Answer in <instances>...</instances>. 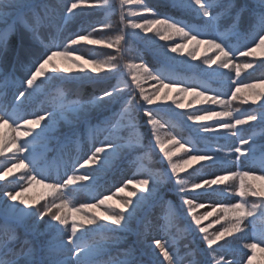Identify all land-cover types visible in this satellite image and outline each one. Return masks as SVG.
I'll use <instances>...</instances> for the list:
<instances>
[{
	"label": "rangeland",
	"instance_id": "rangeland-1",
	"mask_svg": "<svg viewBox=\"0 0 264 264\" xmlns=\"http://www.w3.org/2000/svg\"><path fill=\"white\" fill-rule=\"evenodd\" d=\"M110 0H107V4ZM112 1V0H111ZM7 2V0H5ZM92 2V1H91ZM90 2V3H91ZM103 2V0H101ZM117 7V13L118 17H115L112 21L106 23V25H109L108 28L104 29L102 32L105 43L100 44L101 47L98 48L96 54H94L92 59L95 60H105L110 56H117V52L115 49H109L107 48L106 44L110 39H114L117 35L120 34L121 29H124L125 32V39L128 38V36H136L134 38L135 41L140 42L144 41L147 43L154 51H158L162 55L166 56L168 59L177 62L181 65L190 66L192 64L198 65V67L201 70H208L212 68V70L215 71V73L218 74H229L230 72H235L234 67H230L228 69H224L220 66L219 62L216 64H206L205 60H215L218 56H220L219 53L215 52L213 49H210L207 44L201 43L198 47L195 46L194 43H189L190 39H184L180 36L173 35L172 40L167 42L169 44H184L186 45V48H184L180 53H169L168 55H165V49L162 47L166 42L163 40H160L159 37L155 36L154 32L151 33H143L141 30H133L130 27L125 28V24L128 23V21H136L138 23H142L143 21L138 18V16H133L132 13L136 12L139 13V9L135 6V3H129L128 0H114ZM107 4L104 6L106 7ZM102 7V8H104ZM100 9V8H96ZM94 9V10H96ZM89 11V10H87ZM0 13L1 8H0ZM122 15H123V21H122ZM139 33V34H137ZM133 34V35H132ZM145 36H151L153 37V41L151 43H148L145 41ZM140 40V41H138ZM84 43L88 44L87 41H83ZM124 48H130L135 49V46L133 44L130 47H125V44H123ZM193 47L196 48L194 57H190L187 55V52L190 51ZM89 48H81L83 52L78 54H74V56L77 57H83L84 60H90V58L86 57L85 51ZM136 50V49H135ZM264 49L256 48L255 54L258 56H262L264 54ZM139 57L138 53L133 52L131 53V56L124 55L123 58L117 59V65L118 70L114 73L122 72L126 76V79L122 81L118 86L115 88L123 89V92L120 94L122 96L124 94V99L126 101H129V98L125 96L127 92L130 91V94L136 96L137 102L144 104V106H158L161 108H164L166 110H169L171 112H174L176 114L177 118H180L184 120L188 124H194L196 122H192L188 120V116L192 114L201 115L203 114L204 110L207 111H220L219 109H216L215 107H210L211 104L207 102H202L197 104L196 100H202V97H194V93H184V94H177L176 89H169V96L170 99L167 100H160L156 101L154 105H146L143 102L142 97L139 94V89L135 88L134 85L131 83V78L134 70H131L127 67L129 63H140L141 59L136 58ZM175 57V58H172ZM250 59H253V57L246 58L244 61H238L235 64L241 65V73L240 75L245 73V70H250L253 68H244L243 65L246 63H251ZM54 63H56L61 70L66 66H72L71 62L66 60L63 56H56L54 57ZM83 63V60L81 61ZM204 63V64H203ZM252 64V63H251ZM90 73V69H86ZM101 72L99 74L91 73L88 76L83 75V73L80 72L78 68H73L72 73H64L59 76H49V78L45 81L47 84L50 81H56L59 79H67V80H78V78H81L82 80H85L86 78H93L92 80H96V82H103V80H110L111 77L106 75L105 72ZM113 73V74H114ZM236 73V72H235ZM80 80V79H79ZM40 84V87L37 89L36 93L33 94L31 97H29L23 104H19L14 107L13 109H9L7 105L0 104V107L7 108L8 111L16 112L18 116L21 117L17 123H13L12 121H9L7 124L3 122V120H0V146H5V152L4 155L0 156V175H3L5 177L4 180H0V212H4V217L18 220L20 223L26 225L25 220L27 219L29 222H37L35 220L36 217H19L12 213V211L8 210L6 208V203H13L9 200H6V198L3 196V193L5 191H20V187L18 185H22L23 187L27 188L28 190L24 193L25 197L30 200H36L39 201L38 204L35 205V207H38V205H44V204H50V202H46L43 199L50 198L52 193L55 191L51 188L45 187V185H51V184H64V182L67 180L68 176L73 175L74 168L78 169V171L75 172L76 175L81 174H87L88 171L91 170L89 166H85V168H79V165L83 163L85 159L89 155H91V152L94 151L95 147L101 146V141H103L105 138H110L114 140L118 145H120L118 153L113 156L107 167H105L102 170H98L94 173L95 179L91 181V183H86L84 186H66V187H74L76 189H84L85 191H89L93 193V204H97L98 200L103 199L105 196L110 197V199L107 201L105 206H97L95 209L87 210V211H81V215H95L98 212H105L108 209V206H112L115 208L117 203H123V201L127 198V193L129 191H137L142 192L143 189L137 188L135 184L128 185L123 192H117V188L124 187L125 183L129 179H144L147 178V174L150 173L153 176H155L158 180V186L155 188L153 193L147 198L142 200L139 207L137 208V211L129 221L128 227L125 231L118 232L121 234H126L127 242L125 244H122L119 242L118 234L117 232L114 233L116 240L113 239V234L108 229H97V231H106L101 235L100 240H95L91 238H85L88 242H103L104 247L101 252V254L97 257L98 260L103 262V264H110L111 261L114 260H125V259H132L133 256H125L123 249L127 246H131L129 248H135L137 251V255L139 257H144L145 259H149L151 264H167V262L164 260L162 254L160 253L159 249L155 248L154 246V240L161 239V240H167L170 244V246L173 247V250L177 244L176 239L180 238L182 242H179L181 244L182 248H186L185 244L188 245L191 240H194L196 243L197 253L199 254L198 259H193L190 257L189 261H186L184 264H214V257L216 259H219L220 257H223L224 260L221 261V264H224L225 261H235V264H262L264 263L262 259V252L258 251V253H254L252 261L249 263L246 261H241L239 259V256L243 254L242 251V242H239L240 240V232H233L232 236H226L224 240L218 241L217 245H214L212 249H208V246L202 239V234L199 232L198 228L195 226L194 222L191 219V215L189 213L188 206L183 204L181 194L177 190V184L176 179L174 177H171L170 175V165L167 158L164 156L163 151L160 149L159 145L156 143V134L153 130V125L149 123L147 116L145 115V112L143 109H140V111L144 112V116L142 117L143 121H140L141 126L146 130L147 132V139L150 140V143L146 144H140V146H136L134 144H139L141 142L140 139H137L133 132L130 130H126L128 127L130 128L131 124L127 122H122V124L116 125V123H112L113 128L112 129H106L103 133L105 136L100 135L99 126L96 128L95 134L92 136L90 135L89 142L88 141H81L75 136H69L66 141L62 144L64 154L61 155L62 158L61 161L62 164H58L57 167H55L54 172H50V170H46L44 165H41L38 163V158L42 157L43 154L47 150L52 151V145L51 141L56 140L59 138L58 134L63 133L62 131L65 130L68 127L74 126L78 123H81L82 117L84 116H91L94 115L99 108H102V106L109 105L110 103L103 104V105H96V104H89V109L86 110L83 113H77L70 111V107H68L66 104L62 103L64 107L62 108L61 105L57 107L56 110L60 111L61 118L58 120V122L53 126V129L51 130L50 135L46 140L43 142H37L34 145V150L31 153V159L35 162L34 167L38 168V170L41 171L40 174L36 175L37 180L43 179L44 183H36L33 181L31 184L27 182V180L23 177V175L28 172L27 169H13V172L11 175L7 173V168H10L12 164H18L19 159L23 158L24 154L17 153L16 158H12V154L16 152V149L13 147L11 141L16 140L17 143H20L23 139H27L24 137H20L19 133L22 131H26L27 127H18L17 124L22 125L23 119H33L34 116L27 111L25 105L32 104L38 96V91L41 92L45 87ZM141 85L145 89V94H150L151 90L154 87L158 86V81L151 80V79H143L141 80ZM255 85V92H264V84H253ZM183 87V86H181ZM133 90L135 94H133ZM253 94V89L251 88H243L241 87V91L237 93V99L233 100V106L230 105V111H232L234 117L236 118H243V115L245 114L244 110H250L255 111L259 113L262 111L261 105L264 104V97H261V99L256 100L253 102L252 100H248L247 103H244V100L246 97ZM118 96V97H120ZM114 99L117 102H120L119 98ZM88 98V96L86 97ZM93 99V98H92ZM173 100H178L179 103L187 105H191V107H185L180 108L177 104L173 103ZM93 101V100H92ZM125 101V102H126ZM30 102V103H29ZM90 102V101H89ZM114 102V101H112ZM111 102V103H112ZM136 102V101H135ZM88 103V102H87ZM41 107L47 109L48 111H52L48 106L40 105ZM113 106V105H112ZM115 106V105H114ZM113 106V107H114ZM111 107V108H113ZM254 107H256L254 109ZM126 111L130 110V106H126V104L123 107ZM247 108V109H246ZM122 109V110H124ZM110 109L102 110L98 113V115L94 118H90L88 120V123H84L85 126H96V121L101 118V116L105 115ZM246 111V113H247ZM143 115V113H142ZM92 119V120H91ZM225 120H228V118H224ZM120 120V119H119ZM157 121L156 128L158 129L160 138L165 142V147H167L170 151L175 153L172 157V162L179 163L182 159H187L188 154L185 152V149H180V144H176L173 146L171 143H169L170 140H172V136L170 135L169 127L165 125L164 123ZM103 121H107V119H104ZM115 122V120H114ZM212 126H215V119L212 121ZM230 122V121H229ZM260 123L262 121L259 120V118L256 121H251L247 125H252L254 123ZM45 122H42V124ZM250 125V126H251ZM240 130L244 128V126H238ZM124 131V133H120V131ZM130 132V133H129ZM235 132V130H233ZM121 134V135H119ZM215 137L218 139L216 140L215 144L211 146H207V148H218L222 149V151L218 152V155L221 157L224 156L225 153L228 152L230 148H232V143L235 140V138L239 135V132L233 135L232 132H219V133H213ZM98 136V137H97ZM252 138V137H251ZM264 138V133H260L253 137V140L255 141L254 144V153L248 158L243 159L241 164H246V169H253L257 172L260 176H264V159L263 162H259L258 158L264 157V155H259L260 153L264 154V150L262 147V139ZM176 140H179L177 137H175ZM181 142V141H180ZM183 143V142H181ZM188 145H185V148H187ZM177 149H180L177 151ZM194 154V153H192ZM132 155V156H131ZM232 159L234 160L235 157L233 156ZM56 162V160L54 161ZM25 163L27 164L28 161L26 160ZM203 163V162H201ZM240 164V166H241ZM31 165H29L30 167ZM94 167V166H92ZM71 168L72 172L69 174H66V171ZM224 168L225 166L217 163L216 165L212 167L205 166L204 168H200V164H193L190 168H186L183 173H180V178L185 180L187 184L191 185L193 182H200L202 179L210 178L212 175H223L224 174ZM120 170L118 173L115 174L116 171ZM230 170L235 172L237 171L236 166H230ZM240 170V169H239ZM241 171V170H240ZM111 174V179L104 178L105 175ZM165 173H169L168 176H165ZM104 178V180L101 181V179ZM264 184V180H262ZM83 182H77V185L82 184ZM253 187H259L256 183H252ZM224 191V196H217L215 194H205L199 197H193L191 194L184 197L185 199H194L197 204H203L204 207H200L196 209L197 214L203 215L206 212H213V206L222 203V204H229V203H237L240 202V197L236 195L237 189L239 188V180L236 181L229 180L226 182V185L220 186ZM166 197H170L174 200L176 203V206L173 205H167L164 202V199ZM249 200V201H248ZM246 209L252 210L253 205L259 206V200L256 197H252L251 195H248L246 197ZM18 203V202H16ZM20 207H24L23 205H20ZM162 207V208H161ZM53 212H56V210H52ZM116 211H119L117 208ZM60 212V211H59ZM223 215V213L214 212L212 216H209L207 219L203 220L201 222L202 226H207L209 234L219 231L222 229V227L227 226L225 223V220L219 219V217ZM253 215L256 217V219L252 222H249V220H245L240 227L246 226L248 223L253 224V226H258L261 223L260 215L258 212H254ZM51 219V215L49 216ZM48 217V218H49ZM44 219L47 218L45 215L43 217ZM47 218V219H48ZM219 220V223H215V221ZM56 221H52V224H55ZM108 223V222H104ZM148 228H145L148 226ZM30 229L32 231H35L39 233V223H31L29 224ZM69 225L68 229L70 231ZM63 227V226H62ZM90 227V226H85ZM50 230V225L47 229V231ZM92 232V231H90ZM90 232H87L89 234ZM57 235V234H56ZM56 235L54 236L53 244L50 246L49 251L45 253L46 260L44 261V264H50V261L52 260H67L69 258L70 253L65 252L59 248H57L56 245ZM194 239H193V238ZM67 238V232L64 234V239ZM184 240H188V242H184ZM194 242H191L192 244ZM116 246V247H114ZM70 247V245H69ZM19 246L13 247L10 251L7 252V255L0 254V258L10 260L11 258L16 259L15 253H18ZM193 248V247H192ZM23 250V248H21ZM194 249V248H193ZM114 250V252L112 251ZM257 252V251H255ZM260 252V253H259ZM124 254V255H123ZM264 255V254H263ZM16 257V258H15ZM248 258V256H246ZM12 259V260H13ZM35 261L38 260V253L36 251V248L34 247H27L25 248V252L23 253V256L20 257L18 260L25 261V260ZM74 260L75 257H72ZM144 259V260H145ZM143 260V261H144ZM135 261V260H134ZM136 262V261H135ZM136 264V263H135ZM144 264L145 261H144Z\"/></svg>",
	"mask_w": 264,
	"mask_h": 264
},
{
	"label": "snow or ice",
	"instance_id": "snow-or-ice-1",
	"mask_svg": "<svg viewBox=\"0 0 264 264\" xmlns=\"http://www.w3.org/2000/svg\"><path fill=\"white\" fill-rule=\"evenodd\" d=\"M129 3H135V6L139 9V13H132L133 16H138L143 22L138 23L136 21H128L125 24V28L130 27L131 29L141 30L143 33L154 32L155 36L159 37L160 40L165 41L166 43L162 46L165 49L164 54L168 55L169 53H180L186 45L184 44H169L167 42L172 40L173 35L180 36L184 39H187L191 36L189 43H194L195 46H199L201 43L207 44L210 48H214L219 51L220 56L215 60L206 59V64H216L219 62L220 66L224 69L230 67L235 68L236 76L239 77L241 73V65L233 64L234 53L231 49L228 48L227 44L223 41L217 42V38L200 40L198 36L208 35L207 33L197 32L196 35H192V29L189 25L183 24L179 20H173L171 17L168 18H159V19H148L145 14L157 15L153 8L148 7L147 5L140 2V0H128ZM177 6L193 8L196 13L204 18V22L209 27H213L216 24L218 19L217 15H214V8L216 7L215 0H176ZM107 4V0H92L90 3L89 0H74L70 3V6L67 7L68 15H75L77 10H94L96 8H102ZM13 0H0V8L8 9L14 7ZM83 6V7H82ZM257 8L259 11L253 16L252 23L255 25L254 31L251 33V42L255 44V48L264 49V0H257ZM8 14L0 13V19L6 21ZM123 21V15H122ZM15 23V21H14ZM109 25H102V28H108ZM95 31V30H94ZM139 34V33H137ZM35 35V34H34ZM7 32H0V46L6 43ZM145 41L151 43L153 37L145 36ZM258 40V42H257ZM81 41H87L89 45H100L104 44V39L96 40L90 39L89 35H80L77 33L75 38L69 37L68 43L65 45H55V44H46L44 45V51L42 54L38 55L32 61V67L28 69L26 79L21 81L20 87L23 88L22 91H19V94L15 97V100L19 104H23L29 97L36 93L37 89L40 87V84L44 83L49 76H59L64 73H72L73 68H78L83 75L88 76L91 73L99 74L105 72V74H111L118 70L117 59L123 58L124 55L131 56V53L135 52V49L124 48L123 42H125V32L124 29H121L120 34L117 35L114 39H110L106 46L109 49H115L117 56H110L105 60H84L83 57L74 56V53L78 51V48H69V45H78ZM63 48V51H53V48ZM255 48H247L246 52H241V56L253 57L255 53ZM196 48L193 47L190 51L187 52V55L194 57ZM264 54V53H262ZM63 56L66 60L71 62L72 66H66L62 70L61 68L54 63V57ZM136 58H139L138 56ZM175 58V57H172ZM83 60V63L81 61ZM264 63V61H262ZM127 67L133 71L131 83L135 88L139 89V94L143 99V102L146 105H154L156 101L167 100L171 97L169 96V89H176L177 94L184 93H194L193 99L195 97H202V100H196V103L207 102L213 105H219L224 110L222 111H207L204 110L203 114L196 115L192 114L188 116V120L192 122H207L215 119L216 123L214 127H209L206 124H199L198 129L204 133H219V132H232L233 135L239 132L238 126H244L251 121H256L258 118L260 121L264 122V104L261 105L262 111L259 113L253 111L243 115V118L233 117V113L228 110L231 100L237 99V93L243 88L253 89V94L246 97L244 103H247L248 100L255 102L256 100L264 97V92H255V85L241 84L240 87H237L231 93V99H224V94L217 95H206L205 92H200L196 88H185L181 87V81H175L173 83H165L159 75H154L153 72L149 69L147 64L141 59L140 63H129ZM244 68H251V63H246L243 65ZM34 69V70H33ZM90 69V73L86 71ZM151 79L158 81V86L154 87L150 94H145V89L141 85V80ZM236 83H239L237 81ZM123 92V89L120 88H110L103 90L100 95L96 96L93 101L88 103H80L75 101L70 106V111L83 113L87 110L89 104L103 105L111 103ZM133 94H135L133 90ZM173 103L177 104L180 108L191 107V105H185L179 103L178 100H173ZM126 106H132L134 108H144L145 115L148 118L149 123L153 125L154 133L156 134V143L159 145L160 149L163 151L164 156L169 161L170 165V175L176 179L177 190L181 194L183 204L188 206L191 219L194 222L195 226L198 228L199 232L202 234V239L208 246V249H212L214 245H217L218 241L224 240L226 236H232L233 232H241L242 229L240 225L245 221L249 220L252 222L256 219L253 215L254 212H258L261 217H264V186L253 187L251 183H246L245 178H248L249 181L256 179L264 180V176L256 177L251 172L240 171L239 166L242 163L243 159H248L255 151L254 144L255 141L249 137L245 139L243 136H238V142L235 147L230 148L223 157L218 155V152L222 149L218 148H208L205 150L196 149L195 146L189 150L185 148V145L188 144V141L181 143L179 140H176L175 137L169 141L173 146L180 144V149H185L188 154L187 159H182L179 163L172 162V157L175 153L170 151L165 147V142L160 138L158 129L156 128L157 121L153 116V112L148 108L144 107V104L137 102L133 105L131 100L125 102ZM63 108L64 106L61 105ZM34 116L33 119H23L22 125L17 124L18 127H27L26 131L19 133L20 137L23 139L20 143H17L16 140L11 141L13 147L16 149V152L12 154V158H16V154H24L22 159H19L18 164H12L10 168H7V173L12 174L13 169H27L29 172L34 171L35 162L31 159V153L34 150V145L37 142H43L48 138L53 129V126L61 118L60 111L53 108L52 111L44 110L43 115H37L32 113ZM224 118H228L225 120ZM21 119L16 112L8 111L7 108L0 107V120H3L4 123L12 121L17 123ZM230 121V122H229ZM42 122H45L42 124ZM235 130V132H233ZM5 146H0V156L4 155ZM120 145H118L114 140L110 138H105L101 141L100 147H95L94 151L91 152V155L79 165V168H85L89 166L91 168L87 174L76 175L75 172L78 169L74 168L73 175L68 176L64 184H51L45 185V187L51 188L53 190H60L66 186H84L86 183H91L95 179L94 173L98 170H102L107 167L110 159L115 156L119 151ZM180 149H177L179 151ZM203 154H192V153H201ZM235 157L233 160L232 157ZM28 161L26 164L25 161ZM203 162V163H201ZM217 163L225 166L223 175H212L210 178L202 179L200 182L191 183L190 187L187 182L180 178V173H183L186 168H190L193 164H200V168L205 166L212 167ZM29 165H33L32 168ZM94 166V167H92ZM230 166H236L237 171L233 172L230 170ZM39 174V173H38ZM169 173H165V176H168ZM5 177L0 175V180H4ZM25 179L29 184L33 181L36 183H44L43 179L37 180L36 175H26ZM239 180V188L237 189L236 195L241 199L237 203L222 204L218 203L213 206V212H206L203 215H199L196 212L197 208L204 207L203 204H197L194 199H185L187 195L191 194L193 197H199L205 194H215L217 196H224V191L220 187L221 185H226V182L229 180L236 181ZM83 182L80 185H77V182ZM159 180L148 173L147 178L144 179H129L125 183L124 187L117 188V192H123L124 189L131 184H135L137 188L143 189L142 192L129 191L127 193V198L123 203H117L115 208L108 206L107 211L98 212L95 215H81L80 217L73 216L70 226V231L68 229L69 220L68 216L62 214L59 211L53 212L52 207L48 204L41 205L40 207H35L39 201L30 200L25 197L24 193L28 190L22 185L20 191H5L3 196L6 200H9L13 203H6V208L16 216L19 217H44L47 214L51 215V220L48 222L52 231L56 235V247L70 253L67 260H52L50 264H103L97 257L101 254L104 243L103 242H93L90 243L85 239V234L90 231H95L97 229H108L109 231L116 233L125 231L128 227L129 221L134 217L137 208L139 207L142 200L147 199L158 186ZM251 195L256 197L259 200V206L253 205L252 210H246V197ZM110 197L105 196L103 199L98 200L97 204H82L80 208L76 211L81 212L83 209H95L98 205L105 206ZM18 202V203H16ZM23 205L24 207H20ZM56 208L65 207V203L62 202L59 205H53ZM119 211H116V209ZM214 212L223 213L219 219L225 220L227 226L222 227L221 230L209 234L208 227L202 226L201 222L207 219L209 216H212ZM250 218V219H249ZM51 221H56L58 223L52 224ZM108 222V223H104ZM219 223V220L215 221ZM63 226V227H61ZM90 226V227H85ZM67 232V238L64 239V234ZM260 244H264V232H261L258 237ZM155 248L159 249L164 260L167 264H182V259L179 258V254L173 250V247L170 246L167 240L156 239L154 240ZM70 245V247H69ZM258 245L248 244L245 245L247 248H255ZM9 245L7 241H0V250H7ZM4 255H7V252L4 251ZM72 257H75L73 260ZM224 258L220 257L216 259L214 257V264H221ZM0 264H35L34 261L25 260H6L0 258ZM110 264H135V261L132 259L125 260H114ZM195 264V262H194ZM224 264H235V261H225Z\"/></svg>",
	"mask_w": 264,
	"mask_h": 264
},
{
	"label": "trees",
	"instance_id": "trees-1",
	"mask_svg": "<svg viewBox=\"0 0 264 264\" xmlns=\"http://www.w3.org/2000/svg\"><path fill=\"white\" fill-rule=\"evenodd\" d=\"M91 1L92 0H89V2ZM71 2H74V0H13L14 7L8 9L1 8L2 13L8 14L6 21L0 19V32H7L6 43L0 46V50L5 48L0 74L2 75V80H4L3 85H5L7 89L10 88V91H13V93L15 92L14 89L20 86L21 81L26 79L28 69L32 67V61L43 53L44 45L46 44L65 45L68 43V38H75L77 33L80 35L82 33V35H89L91 39H104L105 41L104 36L101 35L102 30L100 29L107 21L118 17L117 10L114 6L115 4L112 3L111 6L106 9L89 11L77 10L75 15H68L67 7L70 6ZM142 3L153 8L157 14L155 16L145 14L148 19L171 17L173 20L181 21L182 26L183 24L189 25L192 29V35H196L197 32L208 34L200 35L198 39H206V37L214 36V38L218 37L217 42L224 40L223 42H225L228 48L234 53L232 58L233 63L240 60L243 61V58H250L248 56H241L240 53L246 52L247 48L255 47V44L251 42V33L255 29L252 18L259 11L257 8V0H215L216 7L214 8V15H217L218 19L213 27L206 25L204 18L198 15L193 8L177 6V3L173 0H142ZM242 24L244 26H242ZM235 26H237L241 32H239V29ZM231 35H233L232 38H230ZM133 37L135 38L136 36L133 35ZM133 37L129 35L128 38L125 39V42H123L125 47H130L133 44L139 58L147 64L154 75H159L164 79L166 84L172 83L175 77H185L196 82L195 85L202 87L205 91L214 94L222 93L224 94V99L228 98L222 84L217 83L216 85L215 82H213L214 74L208 71H205L206 73L201 72L198 67L200 64H192L186 67L171 62L170 59L158 51H154L144 41L138 40L140 42H137ZM187 39H191V36ZM70 47L78 48L76 53L83 52L81 48H89L85 51L86 55L94 56L101 46L89 45L81 41L78 45H69V48ZM52 50L63 51V48H53ZM262 61H264V55L258 56L255 54L253 59H250L253 68L239 77L236 76V73H232V78L246 83L262 82L263 85L264 63H262ZM107 75L110 77L112 75V77L110 80H103L105 82H96V80H92L93 78H86L85 80L78 78L80 81H70L73 83L72 85L65 82L67 79H59L52 82L50 85L48 84V88L44 94L48 95L52 93V95L57 98L66 99L67 97L69 100L75 102L79 101L78 98L72 95V91L75 89L81 91L79 94L92 98L100 95L103 90L118 86L122 80L124 81L126 79V76L122 74V72ZM21 89L23 88L21 87ZM65 94L67 96H65ZM9 95H11L9 100H12L14 94L11 93ZM125 96L133 102V105L137 103V100H135L134 96L129 92H127ZM119 99H121V102L112 110L114 114L123 106V97ZM86 100L87 99L82 101V103H85ZM215 106L224 110L219 105ZM110 107V104L102 106L97 112L106 108L110 109ZM144 107L153 112L155 119L174 128L173 132L171 131L172 137L188 141L190 147L194 145L196 149H200L202 144L209 145L212 143L213 137L198 129L199 124H206L209 126L208 123L198 122L189 125L181 119L173 118L172 114L167 111L150 106ZM210 107H212V105ZM255 108L256 107H254V109ZM88 109L89 106L87 110ZM140 109L144 110V108L132 107V110L127 113L126 122L131 124L130 128L128 127L127 130L131 129L130 131L134 133L137 139L141 140L142 144H149L150 140L147 139V132L140 123V121H143L142 117L144 116V112L140 111ZM228 110H230V106ZM122 115L121 113L120 116L122 117ZM245 131L252 137L260 132L264 133V122L257 123L254 126L252 125L246 128ZM83 133L89 134V130H83ZM169 201H172V199L169 198ZM62 202L65 203V207L63 208L58 209L53 206L59 205ZM49 206L52 207V210L60 211L62 214L69 217L70 209L62 194L59 193L57 197L50 202ZM46 216L48 218L50 214ZM40 218L41 217H36L35 220L38 221ZM47 218H42L39 222V227L42 232L49 224ZM244 233L247 236L249 231L244 230ZM13 235H15V232ZM251 239H254V236H251ZM253 243L255 242H250V244ZM257 243L264 253V244H260V242Z\"/></svg>",
	"mask_w": 264,
	"mask_h": 264
}]
</instances>
